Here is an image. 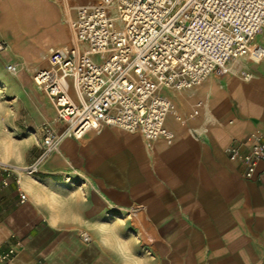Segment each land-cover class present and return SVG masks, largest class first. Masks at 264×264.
Masks as SVG:
<instances>
[{"label": "crops", "instance_id": "1", "mask_svg": "<svg viewBox=\"0 0 264 264\" xmlns=\"http://www.w3.org/2000/svg\"><path fill=\"white\" fill-rule=\"evenodd\" d=\"M99 1L0 0L2 82L58 133L65 126L29 72L48 66V49L71 46L76 7ZM254 43L264 48V27ZM5 61L21 73L4 74ZM162 92L173 105L172 143L107 126L63 137L33 175H0V264H125L102 231L113 224L133 242L127 264H264V163L246 178L226 152L264 139V57L230 60L200 85Z\"/></svg>", "mask_w": 264, "mask_h": 264}, {"label": "built area", "instance_id": "2", "mask_svg": "<svg viewBox=\"0 0 264 264\" xmlns=\"http://www.w3.org/2000/svg\"><path fill=\"white\" fill-rule=\"evenodd\" d=\"M263 27L264 0H100L77 6L71 46L48 49V66L33 74L65 128L58 133L42 124V150L22 171L35 174L63 137L78 139L107 126L172 143L165 120L173 105L162 91L200 85L226 71L230 60L262 59L264 48L254 38ZM7 46L0 41V52ZM17 67L13 62L7 70ZM226 152L251 178L264 163V139L238 140ZM15 170L0 162V175ZM80 237L90 242L86 232Z\"/></svg>", "mask_w": 264, "mask_h": 264}, {"label": "rangeland", "instance_id": "3", "mask_svg": "<svg viewBox=\"0 0 264 264\" xmlns=\"http://www.w3.org/2000/svg\"><path fill=\"white\" fill-rule=\"evenodd\" d=\"M13 62L5 61L2 63L3 73L10 77L21 73L18 72L19 70L13 73L7 70V65ZM34 70L29 72L30 79H33ZM2 80L3 78L0 76V103L16 112L18 118L0 116V140L7 137L12 138L11 144H0V161L24 170L30 164L29 160L39 152L40 136L38 130L42 124L49 125L51 121L43 118L42 115H35L29 106L30 101H27L28 96L5 88ZM34 86L36 85L34 84ZM44 94L46 95L45 92ZM20 172L15 170V173L21 176L27 174L24 171Z\"/></svg>", "mask_w": 264, "mask_h": 264}, {"label": "clouds", "instance_id": "4", "mask_svg": "<svg viewBox=\"0 0 264 264\" xmlns=\"http://www.w3.org/2000/svg\"><path fill=\"white\" fill-rule=\"evenodd\" d=\"M0 116H3L5 118H18L17 113L11 110L10 108H7L4 104L0 103ZM12 138L7 137L3 140H0V144H11ZM119 223V222H117ZM55 222H53V227H55ZM102 231H108L111 235V240L115 242L117 246V250L124 253L125 258V264H127L130 257L134 254L131 249L132 241L123 239L120 235V232L116 228V224L111 225L107 229H102ZM102 244L105 246H109L110 242L109 240L105 239L102 240ZM132 264H141L140 260L137 259L135 261H132Z\"/></svg>", "mask_w": 264, "mask_h": 264}, {"label": "bare ground", "instance_id": "5", "mask_svg": "<svg viewBox=\"0 0 264 264\" xmlns=\"http://www.w3.org/2000/svg\"><path fill=\"white\" fill-rule=\"evenodd\" d=\"M16 70H17V68H16ZM16 70H15V71H16ZM15 71H14V72H15ZM32 80H33V79H32ZM4 85H6V84H4ZM0 162H1V161H0ZM2 163H3V162H2ZM5 164H7V163H5ZM8 165H10V164H8ZM11 166H12V165H11ZM13 167H14L16 170H18L19 172L22 171V170H20L19 168L15 167V166H13Z\"/></svg>", "mask_w": 264, "mask_h": 264}]
</instances>
